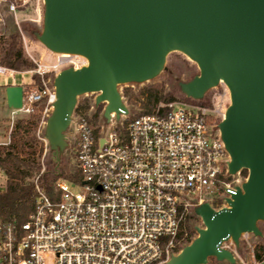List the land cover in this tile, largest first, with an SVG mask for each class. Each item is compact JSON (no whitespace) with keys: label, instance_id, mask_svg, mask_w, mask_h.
Wrapping results in <instances>:
<instances>
[{"label":"built area","instance_id":"obj_1","mask_svg":"<svg viewBox=\"0 0 264 264\" xmlns=\"http://www.w3.org/2000/svg\"><path fill=\"white\" fill-rule=\"evenodd\" d=\"M0 1L14 14L33 6L35 22L42 21L43 0ZM86 64L85 58L74 55H59L49 66L36 62L30 73L40 76L42 86L24 88L23 107L12 115H30L36 104H44L46 124L56 96L45 75ZM7 71L17 72L0 66V73ZM218 88L211 106L175 101L132 119L124 112L117 119L113 113L107 129L92 122L100 106L103 118L106 102L96 106L94 99L87 113L75 110V160L81 181L58 180L59 199L53 200L39 184L41 175L35 178L36 202L28 221L18 227L0 220V264L168 261L181 225L194 209L206 202L215 210L229 207L228 200L247 180L243 171L229 173L230 155L218 124L230 94L223 82ZM2 174L6 172L0 167ZM229 244L234 243L224 242L222 248L229 250ZM243 264H264V257L257 260L252 248V260Z\"/></svg>","mask_w":264,"mask_h":264},{"label":"water","instance_id":"obj_2","mask_svg":"<svg viewBox=\"0 0 264 264\" xmlns=\"http://www.w3.org/2000/svg\"><path fill=\"white\" fill-rule=\"evenodd\" d=\"M38 41L50 52L80 56L87 64L59 71L53 82L56 100L44 138L58 164L68 146L78 98L97 94L106 102L104 120L129 114L120 86L143 84L165 69L178 52L195 63L199 74L181 83L182 93L201 101L223 82L230 103L218 125L230 155L229 173L248 172L247 180L215 210L209 203L194 209L204 227L164 264H207L210 258L236 264L234 253L244 235L262 238L264 223V0H43ZM24 88L6 87L9 109L23 107Z\"/></svg>","mask_w":264,"mask_h":264},{"label":"rangeland","instance_id":"obj_3","mask_svg":"<svg viewBox=\"0 0 264 264\" xmlns=\"http://www.w3.org/2000/svg\"><path fill=\"white\" fill-rule=\"evenodd\" d=\"M37 15L34 11V7L31 6L28 9L17 11L15 14L11 13L6 8V3L4 1H0V36L5 35L8 36L9 31L13 29H17L21 35L22 44L25 50L26 55L36 64V62H41L42 64L49 66L54 65L59 55L54 54L47 50L36 38V33L41 32L42 30V21H43V13H42V21L35 22L37 19ZM29 29H34V33H31ZM71 66H64L59 69L57 72H49L45 75V80L49 86L53 85L54 78L56 74L62 69L68 68ZM199 74V69L195 63L190 61L183 54L174 52L171 53L167 57V62L165 64V69L163 72L154 80L143 83V84H126L119 87L121 93L127 88L132 89L137 92L141 88L151 85L161 86L164 90V93H171L179 100L185 102V95L182 93L180 84L185 83L193 79L195 76ZM40 76L38 74H32L30 71L25 72H16L12 73L10 71L0 73V146L6 145L10 142V134L15 125V123L19 119H26L29 115L18 113L15 116L12 113L15 111L13 109H9L6 104V87L9 85H20L23 88H26L29 85L39 86L35 82L34 77ZM41 79V78H40ZM42 85V84H41ZM221 88L210 90L205 97L210 99L216 94L220 92ZM204 97V98H205ZM94 95L82 96L78 98V104H84L87 101L90 105L94 102ZM124 103L129 109V119H132L141 114V108L139 105L130 106L127 103V100L124 99ZM187 103V102H186ZM41 110V119L38 124V128L36 129V135L40 144L44 147V155L42 161L44 163L43 169L40 172L42 176L46 170L48 165H53V157L52 153L49 150L48 145H46V140L44 138L45 127L46 124H42L45 106L44 104H40ZM221 122V121H220ZM219 122V123H220ZM98 126L107 129L110 123L104 120L102 117L99 118V121L96 123ZM116 124L120 125V122L116 119ZM219 125V124H218ZM75 123L71 124L70 128L67 131V143L68 146L60 156V162L53 167V172L56 173V176L61 175H73L75 172L79 174V171L76 166L75 160ZM55 162V161H54ZM40 176V177H41ZM80 176V174H79ZM40 179V178H39ZM64 179V178H63ZM65 180H67L65 178ZM81 181V176L80 180ZM40 184V181H39ZM0 185L3 191H5L7 186V176L2 174L0 175ZM258 226L263 233L262 238H256L253 235H250L248 239L241 238L239 247H236L234 244H229V250L234 253L236 258V264H243L252 260V248H254L258 244L264 242V223L259 222ZM202 220L193 216L189 219L188 225L185 228V234L182 239L179 240L177 248L181 250L183 247L188 245L189 241H193L197 236V230L203 228ZM180 250V251H181ZM179 251V252H180ZM178 252V253H179ZM177 253L174 252V255ZM207 264H229L226 261L218 262L215 258H210Z\"/></svg>","mask_w":264,"mask_h":264},{"label":"trees","instance_id":"obj_4","mask_svg":"<svg viewBox=\"0 0 264 264\" xmlns=\"http://www.w3.org/2000/svg\"><path fill=\"white\" fill-rule=\"evenodd\" d=\"M34 33V29H29ZM0 66L17 72L31 71L36 68V64L26 55L21 35L17 29L9 31L8 36H0ZM35 82L40 87L41 79L35 75ZM123 96L128 105H139L141 114H151L161 103H170L179 99L171 93H164L161 86L151 85L141 88L135 92L132 89H125ZM185 102L211 106V101L204 98L201 101L192 100L185 97ZM40 104H36L31 114L26 119H19L10 134V142L0 146V167L6 172L7 186L5 191L0 192V220L4 222L15 223L18 227L26 223L30 214L33 212L36 202V187L34 180L40 175L44 163V147L38 141L36 129L41 119ZM90 104L85 101L78 105L76 112L87 113ZM102 107H98L97 112L92 117L95 125L101 117ZM98 131H96L97 133ZM56 162L53 161V167ZM47 167L46 172L40 177V186L44 188L47 195L53 200L59 199V193L56 192V182L60 179H67L71 182H79L80 176L77 172L73 175L56 176L53 167ZM243 175L248 176V172L243 170ZM190 215L181 225L177 242L183 238L185 228L188 225ZM191 241L188 242L190 244ZM181 249L176 248L178 253ZM255 258L260 260L264 257V242L255 247Z\"/></svg>","mask_w":264,"mask_h":264},{"label":"bare ground","instance_id":"obj_5","mask_svg":"<svg viewBox=\"0 0 264 264\" xmlns=\"http://www.w3.org/2000/svg\"><path fill=\"white\" fill-rule=\"evenodd\" d=\"M61 57H68L69 56V54H62V55H60Z\"/></svg>","mask_w":264,"mask_h":264}]
</instances>
